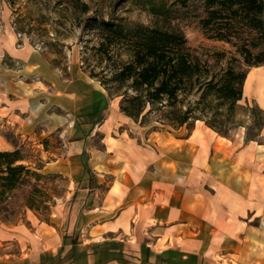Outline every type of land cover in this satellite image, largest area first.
I'll return each instance as SVG.
<instances>
[{"label": "rangeland", "instance_id": "374dc122", "mask_svg": "<svg viewBox=\"0 0 264 264\" xmlns=\"http://www.w3.org/2000/svg\"><path fill=\"white\" fill-rule=\"evenodd\" d=\"M84 1L90 5L91 15L129 24L156 23V17L148 11L151 0ZM154 1L165 2L169 9L168 19L160 24H172L182 30L192 51L207 62L204 65L208 71L202 80L214 77V82H220L221 76L228 73L239 83L250 66L245 49L249 48L252 56L263 49L260 35L242 25L223 29L232 33V41L216 37L220 24L211 23L209 27L203 24L207 16L204 0H188L185 4L179 0ZM75 11L68 8L66 0H0V137L12 149L15 145L21 147L22 155L26 156L21 162L27 168L0 201V220L5 226L34 219L35 215L40 221H49L55 212L69 209L74 214L79 207L91 205L88 202L91 199L103 197L111 177L100 180L99 173L106 171L90 164V160L102 156L101 152L109 153L107 140L112 136L118 139L123 134L126 142L131 143L128 149L131 152L133 148H143L147 159H137L147 160L153 173L157 172L164 151L180 147L182 156H186L192 147L190 143L197 139L198 147L202 148L197 149L198 157H204L201 159L204 163L196 164L193 171L188 164L184 165L180 179L184 187L195 188L197 194L205 195L202 205L197 203L205 206L198 211L202 212L198 213L202 215L201 221L209 219L211 224L220 225L221 228L212 227L214 236L222 230H229L232 235L242 230L247 246L261 245L258 242L260 235L264 236V111L261 107L244 94L238 101L220 99L216 83L210 88L204 84L194 87L187 95H180L183 109L200 101L195 115L202 119L195 122L190 119L179 127L152 111L133 121L120 111L123 96L118 94L125 90L121 88L117 93L108 92V103L115 111L110 105L107 112L101 111L109 113V119L117 114L115 125L104 123L108 115L86 124L80 115L51 102L54 74L67 80L90 77L106 89L101 80L111 76L109 66L118 59V54L125 58L126 53L123 45H118L112 60L98 51L97 30L86 32L80 21L85 15ZM57 40L62 44L59 46L62 54L51 44ZM53 60L62 68L56 67ZM175 110L179 112L181 108ZM164 111L172 115L170 109ZM206 123L226 137L213 133ZM190 125L196 126L193 135L195 131L202 136H193ZM248 138H253L254 143L246 148L244 141ZM73 155L81 157L84 179L73 180L66 172L47 169V165L58 164L61 158ZM108 155L112 159L113 151ZM185 191L180 190L179 195ZM226 224H230V229ZM20 252L16 242L0 240V264H14Z\"/></svg>", "mask_w": 264, "mask_h": 264}, {"label": "crops", "instance_id": "0c3cea01", "mask_svg": "<svg viewBox=\"0 0 264 264\" xmlns=\"http://www.w3.org/2000/svg\"><path fill=\"white\" fill-rule=\"evenodd\" d=\"M55 75L50 90L53 98L49 95L53 105L80 115L86 124L108 115L104 123L115 125L117 114L109 119V113L101 112L110 105L108 91L101 83L90 77L67 80ZM243 94L264 111V64L247 69ZM193 136L202 135L194 131ZM207 136L213 139L212 134ZM111 139L113 136L107 140V149L109 153L113 151L114 157L109 159V153L101 152L102 156L90 160V164L106 171L99 173L100 180L111 177L103 197L91 199L89 206L80 203L82 207L74 214L66 207L67 211L53 213L49 221H40L35 215L34 219L5 226L0 220V240L20 246L14 264H264V236L260 235L261 245L249 247L244 231L232 235L229 230H222L214 236L212 227L220 225L211 224L209 219L203 223L202 215L198 216L202 213L198 211L205 209L201 206L205 195L184 187L180 179L184 165L193 171L196 164L204 163V157H198L197 149L202 148L197 139L190 143L186 156H182L180 147L164 151L166 161L158 164L156 173L150 172L147 160H141L147 159L143 148L129 151L131 143L123 134ZM8 143L0 137V150H12ZM253 143L245 140L244 147ZM57 163L47 165V169L66 172L73 180L84 179L79 155L63 157ZM180 190H186L185 194L179 195ZM229 225L225 227L230 229ZM241 226L245 228L244 224Z\"/></svg>", "mask_w": 264, "mask_h": 264}, {"label": "trees", "instance_id": "16d2710c", "mask_svg": "<svg viewBox=\"0 0 264 264\" xmlns=\"http://www.w3.org/2000/svg\"><path fill=\"white\" fill-rule=\"evenodd\" d=\"M179 1L185 4L188 0ZM204 1L207 10V16L203 19L204 27L218 22L220 31L215 36L227 41H232L233 35L223 29L242 25L250 28L251 31H256L263 41V49L252 56L251 50L246 48L245 57L250 66L264 64V0ZM66 2L68 8H74L80 15H85L80 21L86 32L97 30L98 51L112 59L116 46L123 45L125 48V58L118 54V59H112L114 62L109 66L111 76L101 81L109 93L115 90L116 92L113 93H117L121 88H125L118 94L123 96L120 110L135 121L141 115L145 117L152 111L169 118L170 123L179 127L188 123L190 119L194 122L202 119L195 115L200 101H197L196 105L190 103L186 109H183L184 106H181L183 97L180 98V95H187L194 87L204 84L210 88L216 83L219 98L225 101H238L242 98L247 70L239 83H236L235 77L228 73L221 76L220 82H214V77L202 80V76L208 71L204 65L207 62L192 51L182 30L172 24L169 26L160 24L169 17V9L166 8L165 2L151 0L148 11L156 17V23L153 25L129 24L111 17L91 15L90 5L84 0H66ZM42 29L48 30V28ZM51 44L55 46L57 53H63L62 48H59L62 47L60 41ZM52 63H55L56 67H61L56 60ZM175 107L181 110L178 112ZM166 108L170 109L172 115L164 111ZM206 124L225 135L213 125ZM189 128L192 129L193 126L190 125ZM251 139L253 138H248L246 141ZM25 158L19 145H15L12 150H0V201L16 186L24 170L27 169L26 164L21 162Z\"/></svg>", "mask_w": 264, "mask_h": 264}]
</instances>
